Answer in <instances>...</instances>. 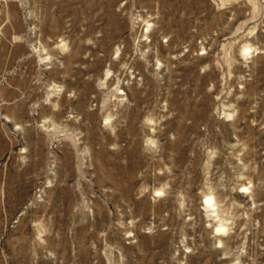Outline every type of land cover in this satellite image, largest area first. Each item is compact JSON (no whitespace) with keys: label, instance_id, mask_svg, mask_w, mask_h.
Masks as SVG:
<instances>
[{"label":"rangeland","instance_id":"obj_1","mask_svg":"<svg viewBox=\"0 0 264 264\" xmlns=\"http://www.w3.org/2000/svg\"><path fill=\"white\" fill-rule=\"evenodd\" d=\"M0 264H264V0H0Z\"/></svg>","mask_w":264,"mask_h":264}]
</instances>
